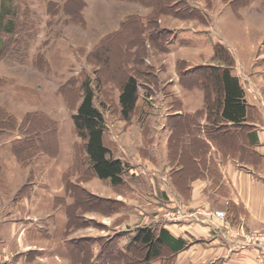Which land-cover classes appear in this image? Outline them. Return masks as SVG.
<instances>
[{
    "label": "rangeland",
    "instance_id": "1",
    "mask_svg": "<svg viewBox=\"0 0 264 264\" xmlns=\"http://www.w3.org/2000/svg\"><path fill=\"white\" fill-rule=\"evenodd\" d=\"M185 1L202 14L206 23L182 17L186 13L180 8L182 0H174L175 15L163 10L157 20L160 28L173 30V38L170 36L167 43L166 37H160V44L145 46L140 32H135L136 22H126L130 16L147 20L153 14L154 7L145 1L83 0L82 17L76 18L65 12L68 0H0V140L9 146V150H0V202L18 205L16 209L26 213L19 204L34 191L38 211L31 212L30 217L41 221L52 215L47 226L50 238L38 245L46 246L47 251H27V264H73L69 253L82 249L88 250V261L94 264H126L133 259V254L125 257L132 232L167 224L166 215L178 208L185 214L184 220L217 210L198 204V198L191 201L198 183L195 176L202 167L187 160L198 158L200 144L178 131L173 141L176 144L170 136L167 153L160 137L156 144L164 162L158 164L152 150L154 127L166 124L174 129L169 120L176 116L174 97H179L174 94L177 82L170 66L176 63L179 72L181 64H189L180 55L186 52L187 58L196 61L195 49L200 50L203 60L215 66L225 65L215 58V52L212 58L208 55L216 44H222L233 57V53H239L248 59L253 48L257 56L264 53V0H251L247 5L245 0ZM74 2L70 8L77 10L79 5ZM165 4L163 0V9ZM109 40L114 43L106 45ZM169 43L174 52L168 48ZM161 45L168 50H162ZM174 56L179 57L177 62ZM130 75L138 78L140 95L137 111L125 120L120 113V81ZM87 80L105 119L110 148L114 150L116 145L115 156L124 157V163L130 160V168L142 166L146 170L130 171L121 185L90 174L83 162V140L75 130L73 115ZM171 103L174 111L170 113ZM40 138L41 150L30 148L23 157L13 152L16 142L37 145ZM166 171L178 194L173 208L166 205L170 198L162 195L166 191L161 188H166L167 182L159 177ZM35 227L30 226L37 231ZM194 249L187 257L181 255L177 264H197ZM182 251L176 256L165 251L160 259L147 262L142 253L135 255L140 256L137 264H175Z\"/></svg>",
    "mask_w": 264,
    "mask_h": 264
},
{
    "label": "crops",
    "instance_id": "2",
    "mask_svg": "<svg viewBox=\"0 0 264 264\" xmlns=\"http://www.w3.org/2000/svg\"><path fill=\"white\" fill-rule=\"evenodd\" d=\"M168 48L174 52L171 43ZM195 51L196 61H191L190 57L187 58L186 52L180 55L182 60L189 63L186 71L201 65H214L210 63L211 61L203 60L202 51L196 49ZM233 54L235 65L232 68V74L239 78L244 88L247 103L253 109L252 118L246 120L243 123L244 126H204L207 124L205 116L200 121L202 126H192L190 134H185L203 146L197 159H188L190 161L188 164L194 163L202 167L195 176V178L198 177V183L193 187L191 201L198 198V204L225 211L227 220L218 219L215 223L210 221L203 223L185 219L181 223L168 222L162 225L175 237H181L188 242L186 247L189 249L179 253L175 264L180 262L181 255L182 257L191 255L193 253L191 249L194 247L197 249L195 251L198 258L197 264H264V250L243 247L238 243L244 232L264 230V53H259L257 56L256 49L253 48L246 56L248 59L239 53ZM208 55L212 58L214 50ZM175 56L173 60L177 62L179 57ZM175 66L176 63L172 62L170 67L177 82L173 89L176 90L174 94L179 97L182 104V107H174L176 115L195 114L203 110L204 91L199 87L193 89L183 87ZM172 108L171 103L168 107L170 113L174 111ZM256 113H258L257 117ZM149 128L152 131V127ZM154 132L156 139H153L155 143L152 150L157 159L156 163L162 164L164 160H161L158 155L160 150L158 151L156 140L160 137L163 139L165 152L168 153V143L172 138L173 129L165 124L154 127ZM1 148L9 150L8 142L0 140V150ZM121 159L124 162V157L121 156ZM126 162L127 165L131 163L130 160ZM140 163L142 162H139V165H143ZM130 171L146 173L142 166L130 168ZM161 173L160 180L167 182L166 188H161L166 191L162 192V195L170 198V202L166 205L175 206L178 194L173 188L170 173L169 171ZM35 199L36 193L33 191L20 202L19 206H22L26 213H22L21 209L17 210L18 205L0 202V264H27L24 255L27 251H47L46 246L38 245L40 241L50 238L47 226L52 215H47L48 217L41 221H34L30 214L38 211ZM31 224L37 225L35 227L37 231L30 228ZM134 229L131 230L134 231ZM135 232L131 233L129 240ZM16 256H18L17 259H14ZM55 257L59 258L56 255Z\"/></svg>",
    "mask_w": 264,
    "mask_h": 264
},
{
    "label": "trees",
    "instance_id": "3",
    "mask_svg": "<svg viewBox=\"0 0 264 264\" xmlns=\"http://www.w3.org/2000/svg\"><path fill=\"white\" fill-rule=\"evenodd\" d=\"M68 1L69 2L64 7L66 10L65 12L69 15H74L76 18L82 17L81 12L85 6L83 0ZM74 1H77L76 6L79 5L77 10L70 8V5L76 4ZM130 1L139 3H144L145 1L146 4H150L154 7L153 14L148 17L147 20L140 15H135L133 17L130 16L131 18L128 17L133 21H126L136 22L134 29L137 30L135 31L136 34L138 31L140 32L139 35L142 43H145V46L147 43H149L150 46L154 43L160 44V37L161 39L162 37L163 39L166 37L165 40L168 43L170 36L173 37V33L168 29L160 28L157 25V20L164 14L163 10H165L166 14L175 15L176 6L172 7L171 4L174 0H165V5L167 6H164V9L161 7L163 0ZM250 1L251 0H245L244 2L247 5ZM180 4V8L186 12L184 14L182 13L184 15L182 17L199 18V20L206 23L202 14L191 9L186 4L185 0H182ZM177 13L180 14L181 12ZM129 28L132 29L131 26ZM147 31H149V36L146 35ZM144 34L146 38H142ZM113 41L114 40H109V42L106 41L105 43L107 45L108 43H114ZM138 43L141 42L138 41L137 44ZM161 48H163L162 50L164 51L168 50L167 46L162 47L161 45ZM214 52L215 58L222 60L225 64L224 66L205 65L186 71L187 66H182L181 64L178 68L180 82L183 87L187 89L199 87L204 91L205 106L203 110L195 114L176 115L174 119L170 117L169 125L174 126L171 142L176 141L175 139L179 134L178 131L183 134H190L192 126H202L200 121L205 116L208 122L204 126H244L243 123L252 118L253 109L247 103L244 88L239 78L232 74V68L235 65L234 57L222 44H216L214 46ZM120 82V113L123 119L130 120L138 109L140 95L139 81L135 75H130L125 76L124 80ZM80 90L82 96L77 106L76 113L73 115V121L78 136L83 140L82 150L85 155V160L83 162H85L87 170H90V174L102 180H109L112 185H121L125 183V176L130 173V168L122 159L115 156L117 151L116 145L114 146V150L110 148L112 141L108 138L103 114L95 105L96 94L90 81H84ZM174 101L178 108L182 107L181 101L178 98L174 97ZM41 141V138L36 141L38 143L37 145L35 143H28L29 141L16 142L13 152L23 157L26 153H30V148H35L37 151L41 150L39 149ZM44 141L42 143H44ZM56 143L58 145V141H56ZM173 144H176V142H173ZM173 144H170V149L175 147ZM199 144L203 148L201 143ZM187 162L189 163L190 161L187 160ZM193 164L194 163H191V165ZM182 180L185 179L183 178ZM91 241L93 242V239ZM77 242L78 241L75 243ZM187 244L188 242L185 239L175 237L164 226L139 228L125 248L126 258L129 257L130 254H133V259H128L126 264H137V261L140 262V256L135 255L137 252L142 253L141 256L144 258L145 262H147L153 259H160L165 251H168L172 256H176L178 252L185 249ZM82 252H84L85 255L87 254V257L85 256L84 258ZM82 252L78 250L69 253L72 263L94 264L91 259L90 262L88 261V250L82 249ZM120 254H123V251Z\"/></svg>",
    "mask_w": 264,
    "mask_h": 264
},
{
    "label": "built area",
    "instance_id": "4",
    "mask_svg": "<svg viewBox=\"0 0 264 264\" xmlns=\"http://www.w3.org/2000/svg\"><path fill=\"white\" fill-rule=\"evenodd\" d=\"M179 212V213H178ZM183 215V216H181ZM209 215V216H207ZM207 215H194L191 218L196 221L201 222H214L217 219H224L225 218V212L221 210H216L215 212L208 213ZM213 215L214 218L210 217ZM185 214L181 213V209L179 208L176 211H173L166 215L165 220L170 223L178 222L179 220L183 221V217ZM243 247H256L264 250V232H255L251 231L248 234H244L243 237L240 239V242H238Z\"/></svg>",
    "mask_w": 264,
    "mask_h": 264
}]
</instances>
